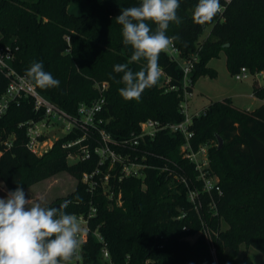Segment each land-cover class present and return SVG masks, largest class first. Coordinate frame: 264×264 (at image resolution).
<instances>
[{
  "label": "trees",
  "instance_id": "obj_1",
  "mask_svg": "<svg viewBox=\"0 0 264 264\" xmlns=\"http://www.w3.org/2000/svg\"><path fill=\"white\" fill-rule=\"evenodd\" d=\"M76 2L83 12L74 10ZM220 2L222 14L198 24L193 19L198 0H180L181 22H171L166 31L169 37H177L174 42L183 58L198 56L190 92L200 77L217 78L210 62L222 52L233 76L242 67L252 75L264 71V0ZM139 4V0H0V45L18 48L12 65L22 75L32 62H42L60 85L37 86L38 91L69 114L75 115L81 103L91 104L103 95L105 105L97 114L96 127L120 142L139 134L140 124L148 119L164 124L184 119L183 71L164 52L158 63L165 82L159 78L139 101H126L119 94L123 74L115 73L113 67L127 63L132 49L123 44L122 26L115 18L121 9ZM145 63H131L129 68L139 71ZM7 86L8 79L0 72V98ZM253 93L264 99V85L255 82ZM41 118L42 112L35 110L29 98L12 102L0 117V181L12 191L63 172L75 178L78 185L64 199L72 201L65 211L88 218V237L82 245L85 264H105L104 244L113 264H255L247 253L239 258L243 245L264 255V105L247 110L224 98L212 101L194 118L191 143L195 149L208 146L210 171L219 179L221 193L211 194L203 191L195 165L182 153L181 134L160 131L152 139L141 140L136 149L111 144L115 151L138 156L146 164L142 177L119 180L120 167L109 170L110 160L101 164L95 152L102 145L97 130L91 129L84 142L89 158L64 146L84 135L76 128L43 155L35 154L28 147V123ZM73 154L78 159L70 164ZM98 167L100 176L110 173L108 193L100 182L94 191L83 182L84 174ZM183 179L199 192V210L190 201ZM92 209L96 212L89 217Z\"/></svg>",
  "mask_w": 264,
  "mask_h": 264
},
{
  "label": "clouds",
  "instance_id": "obj_2",
  "mask_svg": "<svg viewBox=\"0 0 264 264\" xmlns=\"http://www.w3.org/2000/svg\"><path fill=\"white\" fill-rule=\"evenodd\" d=\"M180 0H140L138 6L121 9L115 20L122 26V42L132 54L127 63L116 64L122 73L120 96L139 101L145 89L155 86L160 77L161 52L175 50L177 37L166 31L171 22L179 24ZM220 0H198L193 19L198 24L210 23L222 14ZM150 24L155 25L153 29ZM146 63L139 71L131 63ZM25 82L41 89L57 88L60 81L44 70L42 62H32L25 71ZM72 203L47 206L45 197H30L19 185L0 197V264H74L79 259L84 229L80 219L65 211Z\"/></svg>",
  "mask_w": 264,
  "mask_h": 264
},
{
  "label": "built area",
  "instance_id": "obj_3",
  "mask_svg": "<svg viewBox=\"0 0 264 264\" xmlns=\"http://www.w3.org/2000/svg\"><path fill=\"white\" fill-rule=\"evenodd\" d=\"M224 1L226 3L231 2V0ZM174 47V51L170 50L164 53H166L172 61L178 63L183 71L184 99L181 104V111L184 114V119L181 122L164 124L155 119H148L140 124L139 134H132L130 138L122 140L120 142L116 141L106 131L98 129L96 127L97 123L95 122V120L97 114L103 110V107L105 105V98L103 97V95H100V97L94 100L91 104L81 103L75 115L69 114L56 103L44 97L38 91L37 86L25 82V75L17 72V70L12 65L16 58V51L18 50V48H15L11 44L0 45V72L8 79V86L6 88V91L0 98V117L8 111L12 102H20V100L27 98L33 100L35 110L40 113L42 112V118L35 121L32 120L28 123V147L37 155L38 150L47 145L46 143L49 139L47 131L50 129L58 131L62 127L66 130V134H69L75 128L84 132V135L81 138L70 141L64 144V146L67 148H74L75 151L81 152L84 158H89L90 152L88 149V145L84 144V142L88 140L91 129L97 130L99 132V136L101 137L102 145L96 148L95 152L100 155L101 164H104L107 160H110L109 170L113 169L116 165L120 167L119 180L129 177H142V171L146 168V164L139 161L138 156L132 157L130 153L124 154L115 151L114 149H112L111 144H115L122 148L136 149L140 146L141 140H144L146 137L152 139L160 131L166 130L174 134H181L185 139V143L182 145L181 151L184 156L195 165L196 170L198 171L197 180L203 183V191L208 192L209 194H211L214 190L221 193V188L218 185L219 179L210 171L208 146L204 145L200 146L198 149H195L191 143V139L194 135L193 131L191 130L193 120L195 117H199L203 112L202 110L201 112H197L193 115L189 114V99L193 94V91H189V87L191 86L190 75L194 69L195 62L198 61V56L193 55L191 58H183L181 55V51L179 50L175 42ZM160 74H163L162 70H160ZM250 74L251 73L248 68L242 67L240 71L234 75V77L236 80L242 81ZM263 75L264 71L256 73L253 76L259 77ZM103 88L106 89L107 85L104 84ZM101 174L102 171L100 167H98L92 173L84 174L83 182L88 185L90 191H94L98 187L99 182L100 185H102V187L104 188L105 193H108L111 190L108 186L110 182V173H104L103 177L100 176ZM97 176H100V181L96 180ZM181 181L185 182L189 187V184L185 179ZM188 193L190 201H192L195 204V208L199 210V208L201 207L200 200H197L199 198V192L197 191V189L189 187ZM109 196L110 198L113 197L112 194H109ZM121 204V194H119L118 205ZM95 212L96 210L92 209L89 217L93 216ZM77 217L80 219L81 223L85 224V230L83 231L82 235V244L79 252V259L75 260L74 264H85L82 256V245L87 241L88 237V218L83 215ZM95 235L101 242H104L103 238L98 233H95ZM206 235L211 246V252L213 255H215V248L207 230ZM102 260L105 262V264H113L110 253L105 244L102 248Z\"/></svg>",
  "mask_w": 264,
  "mask_h": 264
},
{
  "label": "rangeland",
  "instance_id": "obj_4",
  "mask_svg": "<svg viewBox=\"0 0 264 264\" xmlns=\"http://www.w3.org/2000/svg\"><path fill=\"white\" fill-rule=\"evenodd\" d=\"M73 8L77 13L84 11L80 2L74 3ZM208 32L209 29L206 30V34ZM210 65L217 70L218 76L217 78L200 77L196 81L193 87V94L189 99L190 115L201 112L204 110L203 108L208 106L212 101L222 100L224 98H231L236 106L250 110L255 109L261 104L260 99H254L253 97V86L256 79L259 81L260 85H263L264 75L257 78V76L250 74L242 81L236 80L227 68L226 55L224 52L221 53L220 57L213 59ZM159 78L162 82H165L163 74H160ZM47 133L49 136L46 143L47 145L38 150V155H43L49 151L54 142L66 134V130L61 127L58 131L50 129ZM77 159L78 157L73 154L69 156L68 161L72 164ZM77 185L78 181L75 178L63 172L35 185L24 188L23 190L25 194L30 197H39L43 195L45 197V203L47 206H50L60 204L62 201L64 202V199L76 190ZM7 192H9V190L0 182V197L6 196ZM81 226L85 230V224L81 223ZM223 227L226 228V224H223ZM245 253L251 257L255 264H262L264 261V255L260 251L252 247L246 248L243 245L239 258H242Z\"/></svg>",
  "mask_w": 264,
  "mask_h": 264
},
{
  "label": "crops",
  "instance_id": "obj_5",
  "mask_svg": "<svg viewBox=\"0 0 264 264\" xmlns=\"http://www.w3.org/2000/svg\"><path fill=\"white\" fill-rule=\"evenodd\" d=\"M258 78V77H257ZM255 82H257L259 85H260V83H259V81L256 79L255 80ZM264 85V84H263ZM263 85H260V86H263ZM194 89V88H193ZM253 97H254V99L255 98H257V99H259L258 97H256L255 95H254V93H253ZM261 100V104L260 105H258L257 107H259V106H261V105H264V99H260ZM256 107V108H257ZM204 109V108H203ZM247 110H250V109H247ZM251 110H253V109H251ZM1 182V181H0Z\"/></svg>",
  "mask_w": 264,
  "mask_h": 264
},
{
  "label": "water",
  "instance_id": "obj_6",
  "mask_svg": "<svg viewBox=\"0 0 264 264\" xmlns=\"http://www.w3.org/2000/svg\"><path fill=\"white\" fill-rule=\"evenodd\" d=\"M222 146H223V140H222V138H219V148H221ZM61 204H55L54 206H57L58 207Z\"/></svg>",
  "mask_w": 264,
  "mask_h": 264
}]
</instances>
